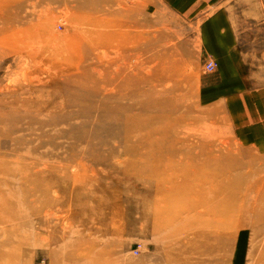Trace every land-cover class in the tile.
Instances as JSON below:
<instances>
[{
	"label": "rangeland",
	"instance_id": "1",
	"mask_svg": "<svg viewBox=\"0 0 264 264\" xmlns=\"http://www.w3.org/2000/svg\"><path fill=\"white\" fill-rule=\"evenodd\" d=\"M168 2L0 0V264H264V155Z\"/></svg>",
	"mask_w": 264,
	"mask_h": 264
},
{
	"label": "crops",
	"instance_id": "2",
	"mask_svg": "<svg viewBox=\"0 0 264 264\" xmlns=\"http://www.w3.org/2000/svg\"><path fill=\"white\" fill-rule=\"evenodd\" d=\"M168 1L186 10V22L200 23L201 52L217 63L215 71L200 80V101L222 110L238 143L264 155V42L251 37L255 30L259 40L263 38L264 27L255 23L251 33L247 26L251 18L264 19V15L250 5L254 1L249 6L241 5L248 1H237L239 7L232 6L235 0ZM196 15L198 20L191 18Z\"/></svg>",
	"mask_w": 264,
	"mask_h": 264
},
{
	"label": "bare ground",
	"instance_id": "3",
	"mask_svg": "<svg viewBox=\"0 0 264 264\" xmlns=\"http://www.w3.org/2000/svg\"><path fill=\"white\" fill-rule=\"evenodd\" d=\"M102 1V0H101ZM102 3V2H101ZM103 11V10H102ZM109 11V10H108ZM105 12V11H104ZM108 27V33L110 34V35H108L109 37H108V44L110 45L112 42H111V38H113V35H112V33L115 31V29H113V28H111L109 25L107 26ZM35 31H36V29H35ZM40 32V31H39ZM42 34H44V31L42 30ZM14 34V33H13ZM32 34H34V33H32ZM20 35V34H19ZM18 35V36H19ZM26 35V34H25ZM35 35V34H34ZM41 35V34H40ZM3 36V35H2ZM21 36H22V34H21ZM20 36V37H21ZM33 36V35H32ZM43 36V35H42ZM103 36H104V34L103 33H101V31L100 30H94V32H92V34H91V38H92V40L91 41H93V42H95V44L97 45V44H100V43H102V44H104L105 42H101V40H105V39H103ZM106 36H107V34H106ZM16 37V36H15ZM38 37H40V36H38ZM18 39L17 40H19L20 38L19 37H17ZM23 37H21V39H22ZM1 39V38H0ZM16 40V39H15ZM21 41V40H20ZM23 41V40H22ZM21 41V42H22ZM3 42V41H2ZM1 42V43H2ZM4 42H6V43H9L10 44V47L11 46H14L15 48H21L22 49V45L24 44V42H22V43H17V42H15V41H12L11 39H9V40H5ZM4 42H3V44H4ZM27 42L29 43V41L28 40H26V44H27ZM53 47V46H52ZM29 48V47H28ZM37 49V48H36ZM39 49V48H38ZM41 49V48H40ZM44 49V48H43ZM38 51H40V50H38ZM42 51V50H41ZM59 51V50H58ZM63 52L64 50L63 49H60V52ZM51 52V51H50ZM101 52V51H100ZM103 52V51H102ZM32 53H34V52H32ZM35 53H37V52H35ZM34 53V54H35ZM42 53V52H41ZM48 53V52H47ZM51 54V53H50ZM65 54V51L63 52V55ZM68 54V52L66 53V55ZM21 55V54H20ZM33 55V54H32ZM31 55V56H32ZM37 55H39V53L37 54ZM42 55V54H41ZM29 56L30 58H33L34 59V56ZM46 56V55H45ZM69 56V55H68ZM104 57H105V55H103ZM28 57V56H27ZM36 57V56H35ZM38 57V56H37ZM36 57V58H37ZM110 57V56H109ZM35 58V59H36ZM101 58H102V56H101ZM34 59V60H35ZM49 63V62H48ZM36 64V63H35ZM38 66H40V65H38ZM23 74V73H22ZM24 76V75H23ZM37 78V77H36ZM110 78H113L112 77V74H110V76H108V81H109V79ZM39 80V79H38ZM248 211V210H247Z\"/></svg>",
	"mask_w": 264,
	"mask_h": 264
},
{
	"label": "built area",
	"instance_id": "4",
	"mask_svg": "<svg viewBox=\"0 0 264 264\" xmlns=\"http://www.w3.org/2000/svg\"><path fill=\"white\" fill-rule=\"evenodd\" d=\"M204 67H205L206 72H212L215 69V63L212 60H207ZM39 264H44V262L41 261Z\"/></svg>",
	"mask_w": 264,
	"mask_h": 264
}]
</instances>
